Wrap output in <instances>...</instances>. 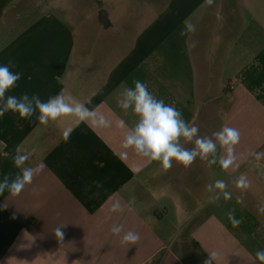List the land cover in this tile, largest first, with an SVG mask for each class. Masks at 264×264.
Wrapping results in <instances>:
<instances>
[{"label":"crops","instance_id":"obj_1","mask_svg":"<svg viewBox=\"0 0 264 264\" xmlns=\"http://www.w3.org/2000/svg\"><path fill=\"white\" fill-rule=\"evenodd\" d=\"M186 21L195 31L181 36ZM9 60L23 75L6 95L46 101L63 93L112 126L0 118V180L20 171L17 147L36 149L26 166L44 165L19 196L0 195V264H204L211 253L212 264H260L264 158L253 154L264 152V0H0V65ZM134 80L201 136L239 129L234 164L225 170L197 158L165 170L131 150L123 158L119 121L131 126L136 117L117 101ZM242 174L247 190L233 183ZM219 179L231 199L213 204L208 186ZM117 202L124 210L113 213ZM62 224L60 241L54 230ZM115 225L139 242L121 244Z\"/></svg>","mask_w":264,"mask_h":264},{"label":"clouds","instance_id":"obj_2","mask_svg":"<svg viewBox=\"0 0 264 264\" xmlns=\"http://www.w3.org/2000/svg\"><path fill=\"white\" fill-rule=\"evenodd\" d=\"M211 5L214 0H207ZM185 29L180 32L181 36L188 35L195 31L194 25L185 22ZM195 47V42L192 43ZM16 64L9 60L7 64L0 65V118L6 113L12 112L21 119H30L36 115V119L42 125H48L50 122H57L61 118L74 119L77 126L80 123H90L95 128L106 129L112 126V121L105 115L97 113L88 108L84 103L75 100L72 97H65L63 93L52 96L46 101L42 100L38 93H22L19 97L15 95H6L10 90L17 87V82L21 79L22 73L14 72L12 69ZM134 87L125 86L119 94L117 105L127 114L130 110L136 117L135 122L128 126L123 119L119 121V127L126 129L121 144L124 150L121 153L123 158L128 156L129 150L137 156L142 157L147 163L158 162L165 170L172 168L173 162L191 166L197 158L206 162L208 166L219 163L227 170L236 161L235 148L240 143L241 134L239 129L227 125L215 131L211 136L199 135V127L194 123L186 122L182 113L174 106L166 104L162 99H157L148 89V85L140 80L133 81ZM72 129L63 132V137L67 140ZM193 144L192 148L185 147L186 144ZM218 149H222L224 155L218 156ZM36 152L35 148L31 150L17 147L12 156L14 167L20 171L14 178L4 175L0 180V195L7 190L11 196H19L26 185L33 182V179L44 168L43 163L36 167L26 166ZM256 160L264 158V152L253 154ZM233 183L241 190H247L249 181L243 174L236 178ZM97 187H101L100 181H95ZM212 192L210 203L218 204L221 197L225 201L231 199V193L227 190L228 184L222 180H216L214 185L208 186ZM135 203V197L129 200V205ZM124 209L119 202L114 203L110 208L113 213L122 212ZM228 219L234 227H237L242 221L234 217V212L230 211ZM65 224L58 226L54 230L55 237L63 241L64 233L61 230ZM115 236L120 237L123 245H136L140 236L138 233L128 230L124 231L123 225H115L111 228ZM123 235L121 236V233ZM256 259L260 264H264V250L256 251ZM216 259V253L209 254L204 264H212Z\"/></svg>","mask_w":264,"mask_h":264},{"label":"built area","instance_id":"obj_3","mask_svg":"<svg viewBox=\"0 0 264 264\" xmlns=\"http://www.w3.org/2000/svg\"><path fill=\"white\" fill-rule=\"evenodd\" d=\"M236 88V83L235 82H230L227 86L228 91H233ZM141 264H147V262H142Z\"/></svg>","mask_w":264,"mask_h":264}]
</instances>
